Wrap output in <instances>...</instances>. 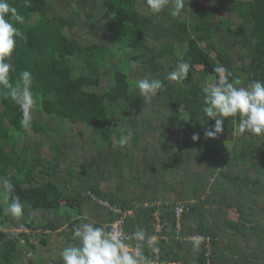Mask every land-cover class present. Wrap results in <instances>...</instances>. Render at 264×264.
Returning a JSON list of instances; mask_svg holds the SVG:
<instances>
[{
	"label": "trees",
	"instance_id": "obj_1",
	"mask_svg": "<svg viewBox=\"0 0 264 264\" xmlns=\"http://www.w3.org/2000/svg\"><path fill=\"white\" fill-rule=\"evenodd\" d=\"M97 1L94 12H87L88 0H77L84 9L59 18L49 17L55 10L49 0H31L30 7L24 0H9L24 17L16 27L27 36L17 39L10 60L16 71L10 77L15 81L20 71H31L40 99L25 129L19 107L0 95V177L10 179L14 194L25 202L19 221L5 216L0 206V229L11 219L13 227L34 233L17 239L0 230V264L38 256L31 239L49 245L51 234L45 231L54 233L66 222L62 216L54 219L64 203L76 207L78 216L65 223L55 257L38 256L37 264H63L59 252L76 243L75 225L106 226L120 219L129 235L140 226L158 237V253L144 247L151 262L264 264V134L234 136V118L228 117L223 133L206 138L205 129L215 121L203 113L201 95L208 78L216 81L217 65L239 86L264 81V0H201L208 2L206 13L187 9L188 1L196 7L198 0H181L176 17L167 9L153 14L146 0ZM224 10L226 17H220ZM188 11L190 16L181 19ZM79 25L98 32L97 40L83 44ZM182 61L191 66L187 79L173 84L167 70ZM133 68L161 79L165 88L145 102L129 77ZM129 130L132 139L121 148L119 137ZM194 134L200 137L196 141ZM70 151L77 169L65 161ZM102 183L114 187L105 192ZM99 201L126 215L109 212ZM179 205L186 208L176 236ZM156 212L161 213L159 232ZM190 223L207 227L193 230ZM192 236L210 239L181 241Z\"/></svg>",
	"mask_w": 264,
	"mask_h": 264
},
{
	"label": "clouds",
	"instance_id": "obj_2",
	"mask_svg": "<svg viewBox=\"0 0 264 264\" xmlns=\"http://www.w3.org/2000/svg\"><path fill=\"white\" fill-rule=\"evenodd\" d=\"M168 3L169 0H146V6L153 14L164 11ZM24 4L30 7L31 0H24ZM181 7V0H176V7L171 10L172 17L179 15ZM23 23L24 17L17 8L9 0H0V95L19 107L22 113L20 126L27 129L31 125L32 111L40 99L39 94L33 92V74L25 69L19 72L15 81L10 77V73L16 71L10 60L17 46V39L27 40L25 33L16 27V24ZM190 67L188 61L179 62L176 69L168 73L167 80L179 82L187 79ZM213 72L216 74L215 83L211 86L205 84L201 88L202 111L206 117L215 121L214 125L205 129L204 136L214 139L223 133L225 118L228 117L234 118L231 121L234 136H242L246 132L255 136L264 134V81L253 80L247 86H239L240 81H231V73L223 65L215 66ZM135 87L144 101L148 102L165 88V84L159 78L146 77L136 81ZM132 136L131 130L122 133L118 140L119 146L126 147ZM199 138V134L192 136L194 141ZM0 185L8 193L5 197L7 213L20 218L25 202L14 194L15 185L4 177H0ZM107 207L109 212H113L109 209L112 208L116 213L126 215L110 204ZM119 225L120 221L109 226H96L92 222L75 225L72 239L76 243L63 247L59 254L63 264H152L144 247L147 246L152 253H158V237L148 236L146 230L140 226L136 227L130 237H126ZM11 228L13 227L7 225L0 230L8 233ZM195 239L202 240L201 237ZM129 240L137 243L132 246L127 242Z\"/></svg>",
	"mask_w": 264,
	"mask_h": 264
},
{
	"label": "rangeland",
	"instance_id": "obj_3",
	"mask_svg": "<svg viewBox=\"0 0 264 264\" xmlns=\"http://www.w3.org/2000/svg\"><path fill=\"white\" fill-rule=\"evenodd\" d=\"M51 3H53V5L55 6V10L54 12H52L51 14H49V17H59V18H66L69 13L71 11H74V10H83L84 9V6H82L81 4H77L76 1L77 0H49ZM88 2L90 3L88 8H87V12H94L93 7H92V3H94V5H98V1L97 0H88ZM196 3V7H195V4L192 5L190 3V1L187 2L188 6H187V9L188 10H195V12H204L206 13L205 11L208 10V2L207 1H201V0H198V1H195ZM77 5L79 6L77 8ZM176 7V0H169V3L168 5H166L165 9L167 10H172L173 8ZM97 12H100V9H97ZM187 14V15H185ZM183 15V17H181V19H184L186 20L190 14H189V11L188 13H185ZM220 17H226V10L222 11V12H219L218 14ZM161 17V15H159ZM80 22H85V20H83L82 18L79 20ZM81 25V24H80ZM80 25L78 27V30H80V35L78 33V35L81 37V40H82V43L83 44H88V42H94L97 40L98 36H99V33L98 32H94V31H91V30H84L83 28H80ZM84 26V25H83ZM66 29V28H65ZM65 34L67 36H72L73 33H71L70 31L68 30H65ZM182 51V47H177V52L178 53H181ZM238 64H240V62H238ZM163 70H166V69H163ZM172 70H167V72H171ZM129 77L131 79H133L135 82L138 81L139 79H142V78H145L146 75L144 74V71L142 72V70H139L137 68H133V70L131 71ZM243 79V78H242ZM173 84H180V81L177 82V81H172ZM213 83H215V79L214 78H208L206 80V84L208 86H211ZM157 103H159L158 101H156ZM185 111H183L184 113ZM77 127V126H76ZM67 129H70L68 130V133L70 135V141H73V135H74V131H72V127L70 124L67 125L66 127ZM77 129H83L82 126H79L77 127ZM32 136V135H31ZM45 147V150H42V154L43 156H45L46 154V146ZM231 147H227V151L230 150ZM225 150L224 154L227 155L228 152ZM73 151H70L69 153H67V155H65V161L69 164V166L77 169V159H76V154L74 153V155L72 154ZM61 172L63 174H68V170L67 168H64L62 167L61 168ZM101 189H103V191L105 192H109L111 190L112 187H114L113 184H109V183H102L101 184ZM241 194V193H240ZM244 195V194H242ZM8 196V193L3 190V188L0 189V206L2 207L3 209V212L5 214V216H7L8 218L11 217L10 214L7 213L6 211V208H7V203L5 202V197ZM245 197L247 198H250L249 196H246L244 195ZM9 198V197H8ZM78 209L76 207H74L73 205L71 204H67V203H64L62 204L61 206V209L60 211L57 213V216L55 215L54 216V219L55 220H58V216H62L64 219H66L67 222H70L71 220H74L77 218L78 216ZM34 214L36 216H39L40 213L38 212H34ZM47 216V215H46ZM49 217V216H47ZM19 219L21 218H15L16 221H19ZM9 221V220H8ZM36 223H39V221H37ZM67 227H65L63 229L66 230ZM49 239H48V242H49V245L47 247L41 245L39 243V237H33L31 239V241L35 242V244L37 245V249L40 253V256L44 257V258H52L57 252L58 250L55 248L57 247L59 241L62 239L61 237L62 236H56V234H52L51 236H48ZM66 241V240H65ZM69 242V240L67 241V243ZM36 256L35 255H32V254H27L25 257H22L20 260H19V263H23V264H26L28 263L29 261H33L35 263L36 261Z\"/></svg>",
	"mask_w": 264,
	"mask_h": 264
},
{
	"label": "built area",
	"instance_id": "obj_4",
	"mask_svg": "<svg viewBox=\"0 0 264 264\" xmlns=\"http://www.w3.org/2000/svg\"><path fill=\"white\" fill-rule=\"evenodd\" d=\"M99 203L101 204V205H105L106 207H107V204L106 203H104V202H101V201H99ZM159 204L157 203L156 204V206H158ZM145 206H147V205H145ZM108 208V207H107ZM186 207H184V205H179L176 209H175V216H176V219H177V221H176V226H175V231H174V233H175V235L176 236H178L180 233H181V223H180V220H181V218H182V214H183V212H184V209H185ZM111 211H113L114 213H116V210L115 209H112V208H109ZM125 214V213H124ZM160 215H161V213L160 212H156L155 214H154V216H155V219H156V226H157V231H159L160 230ZM118 221H120V225H119V227L121 228V230L123 231V233L125 234V236L126 237H130V235H128L125 231H124V228H123V221H122V219H120V220H118ZM114 223V222H113ZM113 223H111V224H113ZM111 224H108V225H106V226H109V225H111ZM9 232L11 233V234H13L17 239H19V235L20 234H27V235H29V234H31L32 232H31V230L29 229V228H11L10 230H9ZM197 236H192V237H187V238H183L181 241H190V242H199V243H202V242H208L209 241V237H205V238H202V240H199V241H197L195 238H196ZM22 243H23V241L22 240H20ZM132 241L133 240H129V241H127L130 245H132ZM152 264H158V263H156V262H152Z\"/></svg>",
	"mask_w": 264,
	"mask_h": 264
},
{
	"label": "crops",
	"instance_id": "obj_5",
	"mask_svg": "<svg viewBox=\"0 0 264 264\" xmlns=\"http://www.w3.org/2000/svg\"><path fill=\"white\" fill-rule=\"evenodd\" d=\"M208 216H210V215H208ZM14 221H16V220H14ZM211 221H212V219L209 220V224H212ZM65 223L68 224L67 221H66ZM65 223H64L63 225L60 224V227H59V228L57 227V228H56V231H55L54 233H49L48 231H45V233L48 234V235H49V234H51V235H52V234H56V236H62V237H63V233L66 231V230L63 231V229L67 226ZM200 223H202V222H200ZM5 225H6V226H7V225L12 226V225H13V221H12L11 219H9V221H8ZM190 226H192V223H190ZM202 226H203L202 224L199 225V224L197 223V224H195V225L192 226V227H193V230H197V229H199V227H202ZM12 227H13V226H12ZM203 227L206 228V227H207L206 224H204ZM218 234H219V232H218ZM62 237H61V238H62ZM228 237H230V236L228 235L226 238H228ZM61 243H62V242H61ZM72 244H73V243H72ZM55 250H56V249H55ZM59 253H60V252H59ZM183 254H185V253H183ZM38 256H40V253H39V252H38ZM38 256H36L37 259H36L35 263L32 261L33 264H37ZM40 257H42V256H40ZM54 257H55V256H53L52 258H54ZM21 264H23V263H21Z\"/></svg>",
	"mask_w": 264,
	"mask_h": 264
}]
</instances>
